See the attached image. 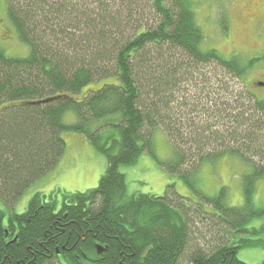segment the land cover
Listing matches in <instances>:
<instances>
[{
    "label": "trees",
    "instance_id": "16d2710c",
    "mask_svg": "<svg viewBox=\"0 0 264 264\" xmlns=\"http://www.w3.org/2000/svg\"><path fill=\"white\" fill-rule=\"evenodd\" d=\"M6 15L28 52L11 57L0 47V199L11 206L57 165L63 132L87 139L108 166L96 188L64 193L59 209L37 194L6 225L0 210V264H245L237 258L240 249L264 250V207L253 203L264 167L250 161L240 207L227 204L225 188L206 195L199 168L225 152L203 155L202 148L222 131L210 127L213 114L204 135L194 119L181 120L180 128L171 111L194 66L213 65L245 83L264 54L243 62L204 50L191 0H6ZM100 81L99 89L83 93ZM243 88V100L232 89L225 93L238 112L228 119L239 126L227 137L239 150L257 146V118L264 116V103L251 101ZM245 105L247 124L236 119ZM68 112L75 115L71 125L63 121ZM157 129L171 143L183 140L179 151L172 143L171 160L158 163L183 181L199 206L187 207L172 185L162 197L126 195L119 167L136 164L143 153L156 159ZM238 149L229 153L241 158ZM260 219V227L250 226ZM194 236L205 251L187 247Z\"/></svg>",
    "mask_w": 264,
    "mask_h": 264
},
{
    "label": "rangeland",
    "instance_id": "374dc122",
    "mask_svg": "<svg viewBox=\"0 0 264 264\" xmlns=\"http://www.w3.org/2000/svg\"><path fill=\"white\" fill-rule=\"evenodd\" d=\"M191 2L195 21L203 32L202 48L204 50L214 49L225 58L235 56L243 62H249L254 58L263 56L264 33L263 37L259 38L258 31L259 29L264 30V14H259V21L260 18L262 20L260 25L258 24L259 29H255L252 27L253 23L251 24L245 19L247 6L242 0H191ZM225 26L227 27L226 34L223 31ZM0 47L7 56L11 57H24L28 52L27 47L17 39L7 19L6 0H0ZM201 66H194L193 79L179 86L174 93L171 111H173L172 114L177 115L179 127L182 124L181 120L188 119L193 122L192 119H194L198 126L203 127L199 129L203 131L204 135L207 134L205 132L207 129L204 128H208L207 125H210L211 114H213L214 121L210 127H214L215 132L221 133L222 131V135L216 136L217 138L214 136L213 141L207 143L208 147L203 144L202 153L203 155H217L225 152V154L216 162L210 161L201 165L198 171L199 189L208 196H214L221 188H225L227 204L240 207L243 203L241 178L251 172L253 165L250 161L259 167H264V116L261 115L262 118H257L258 127L262 129L256 136L261 138H257V146L249 145L248 148L239 150L238 148L241 146L239 147V144L233 142L230 136L227 137L228 129L233 132V127L239 129V126L233 125L228 119L229 116H235L238 112L233 106L235 102L225 93L232 89L236 94L235 98L243 100L244 97L239 94V89L244 85L246 87L250 85L247 81L246 84L242 83L241 80L222 72L213 65ZM262 68L260 64L258 66L253 64L244 81L258 77ZM209 71L212 73L210 74ZM101 84H103L102 81L93 83L85 88L83 93L89 89H99ZM224 104L228 105L224 106ZM243 109L244 114L237 115L236 119H241L243 124H247L245 114L249 108L246 106ZM220 119L224 120L222 123L225 125L224 127ZM63 121L65 124L71 125L75 123V115L68 112L64 115ZM182 127L187 129V124L184 123ZM191 129L196 131L193 127ZM110 130L106 133L113 134V129ZM61 137L65 142V151L57 165L34 180L22 197L11 206L0 199V210L4 213V225L12 214L24 213L30 200L37 194L41 195L45 202L55 201L56 207L59 209L64 193L67 195L76 192L82 193L98 186L99 180L108 166L106 158L98 153L87 139L77 133L63 132ZM182 142L183 140H175L172 143L178 150L177 147H183ZM153 143L156 159L147 153H143L136 164L119 167V172L125 177L126 195L130 197L135 194H151L162 197L167 186L172 185L177 194L186 199L187 207L199 206L198 198L183 181L177 176L169 174L158 163L159 161L171 160L174 150L171 141L161 129L154 131ZM233 148L239 150L241 158H238L235 153H229L232 152ZM195 155L197 156L196 153ZM196 156L193 158L195 162ZM253 203L256 207H264V178L256 184ZM174 206L178 207L176 204ZM203 208L205 207L203 206ZM262 223V219L255 220L250 226L258 228ZM199 227L201 228V226ZM198 237L194 236V241L187 247L193 248V245L196 244L201 251H205L206 247L202 241L198 243ZM237 258L245 264H261L264 261V250L261 248L240 249Z\"/></svg>",
    "mask_w": 264,
    "mask_h": 264
},
{
    "label": "flooded vegetation",
    "instance_id": "af4514ba",
    "mask_svg": "<svg viewBox=\"0 0 264 264\" xmlns=\"http://www.w3.org/2000/svg\"><path fill=\"white\" fill-rule=\"evenodd\" d=\"M245 2L247 6V15L246 21L253 23L252 27L255 29H259V23L261 22V18L259 21V14H264V0H242ZM259 24V25H258ZM264 30L259 29L258 37H263ZM261 42V41H260ZM264 42V41H263ZM262 70L258 73V77H252L248 80H245L249 83V87L244 85L242 89V94L247 96L251 101L264 103V63L260 64ZM249 75V73H248ZM247 75V76H248Z\"/></svg>",
    "mask_w": 264,
    "mask_h": 264
},
{
    "label": "bare ground",
    "instance_id": "6f19581e",
    "mask_svg": "<svg viewBox=\"0 0 264 264\" xmlns=\"http://www.w3.org/2000/svg\"><path fill=\"white\" fill-rule=\"evenodd\" d=\"M255 103V102H254Z\"/></svg>",
    "mask_w": 264,
    "mask_h": 264
}]
</instances>
